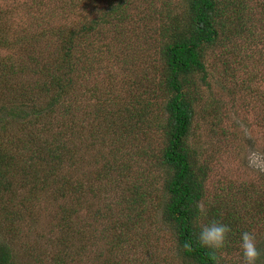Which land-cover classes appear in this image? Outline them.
<instances>
[{"label": "trees", "instance_id": "obj_1", "mask_svg": "<svg viewBox=\"0 0 264 264\" xmlns=\"http://www.w3.org/2000/svg\"><path fill=\"white\" fill-rule=\"evenodd\" d=\"M172 3H0V264H139L138 249L151 264L164 227L180 264H214L182 247L211 219L232 228L224 254L239 248L244 214L211 204L191 139L206 53L243 30L220 0ZM260 177L249 198L264 223Z\"/></svg>", "mask_w": 264, "mask_h": 264}, {"label": "rangeland", "instance_id": "obj_2", "mask_svg": "<svg viewBox=\"0 0 264 264\" xmlns=\"http://www.w3.org/2000/svg\"><path fill=\"white\" fill-rule=\"evenodd\" d=\"M26 2L0 0L2 4H16L19 10ZM172 2L181 5V0ZM164 5L159 3L157 9L165 11ZM220 8L226 26L241 27L243 33L231 36L225 45L206 53L208 87L203 86L202 100L195 107L191 142L199 151V164L207 167L204 184L207 198L216 207H235L244 214L241 222L248 231L255 232L259 261L264 263V223L258 217L259 211H255L254 196L249 198L251 190L258 191L264 172L248 166L250 152H264V0H220ZM19 13L14 16L15 22H25L17 17ZM164 15L159 14L157 28L160 21L165 23ZM155 57L158 58L157 54ZM112 67L118 73V81H126L123 63ZM156 147H161V143ZM46 220L40 223V230L45 228ZM153 238L156 241L151 264H163V258L168 259L167 264H180L170 228L164 227ZM224 255L228 264L242 263L239 248ZM128 257L137 258L141 264L139 258L149 256L138 249L129 252Z\"/></svg>", "mask_w": 264, "mask_h": 264}, {"label": "clouds", "instance_id": "obj_3", "mask_svg": "<svg viewBox=\"0 0 264 264\" xmlns=\"http://www.w3.org/2000/svg\"><path fill=\"white\" fill-rule=\"evenodd\" d=\"M248 166L259 172H264V152H250ZM200 213L206 212L202 205H198ZM232 228L229 224L217 219L198 226L195 240H185L182 247L184 251L191 252L194 245L207 251V255L214 264H222L223 254L231 242ZM239 252L242 264H257L260 252L257 248V236L252 231H242L239 235Z\"/></svg>", "mask_w": 264, "mask_h": 264}]
</instances>
